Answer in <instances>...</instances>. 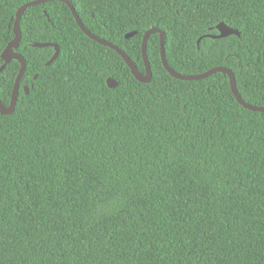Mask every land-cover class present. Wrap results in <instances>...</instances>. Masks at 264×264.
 Wrapping results in <instances>:
<instances>
[{
    "label": "trees",
    "instance_id": "16d2710c",
    "mask_svg": "<svg viewBox=\"0 0 264 264\" xmlns=\"http://www.w3.org/2000/svg\"><path fill=\"white\" fill-rule=\"evenodd\" d=\"M32 1L0 0V67ZM70 1L142 74L159 28L174 71L224 67L264 107V0ZM221 23L240 36L209 37ZM20 26L27 69L15 112L0 113V264H264V112L238 103L227 74L173 78L154 34L152 81L139 82L59 1ZM35 43L58 45L57 60ZM20 68L0 73L5 106Z\"/></svg>",
    "mask_w": 264,
    "mask_h": 264
},
{
    "label": "water",
    "instance_id": "95a60500",
    "mask_svg": "<svg viewBox=\"0 0 264 264\" xmlns=\"http://www.w3.org/2000/svg\"><path fill=\"white\" fill-rule=\"evenodd\" d=\"M52 1H59V2H63L66 5H68V7L71 9V11L73 13V16H74L78 26L81 28V30L89 38H91L93 41L98 42L102 46H105V47L111 48L112 50H115L125 60V62L129 66L130 70L132 71V74L135 76V78L139 82L150 83L152 81L153 73H152V68H151V64L149 61V57L147 54V45H148L149 39L152 35L160 34L162 62H163L165 69L168 71V73L173 78H176V79L182 80V81H199V80L209 78V77H211L217 73L227 74L230 78V84H231L232 92L235 95L238 103L250 111L264 112V107L253 106L251 104L246 103L242 99V97L239 94L238 89H237L236 77H235L234 73L229 69H226L224 67H218V68H214L212 70H209L208 72H205V73L199 74V75H182V74L174 71L169 66V64L167 62V58H166V50H165L166 34L162 30H160L159 28H152V29L148 30L144 35L143 44H142V54H143V60L145 63L146 73L142 74L139 71V69L137 68V66L134 64V62L130 59V57L125 53V51H123L119 47L113 45L111 42L106 41V40L96 36L95 34H93L92 32L89 31V29L83 24L82 20L80 19L79 15L77 14V12H76V10H75V8H74V6L70 0H35L32 2L26 3L25 5H23L18 10L17 15H16V21L14 23V30H15L16 37L12 42L9 43V45L7 46V48L5 49V51L3 52L2 56H1V59L4 61V64L0 67V73H2L5 70L6 66L8 64H10L13 60H18L21 63V68H20L19 74L17 76L15 85H14L10 105L5 106L0 99V113L2 115H12L15 112L16 105L18 102L19 93H20V83H21V81H22V79L26 73V69H27L26 59L21 54H19L18 52H15V50L18 49V47L21 43V40H22V32H21V26H20L21 19L24 15L25 11L29 7L42 5V4H45L47 2H52ZM46 15H47V13H46ZM217 30L219 32L218 35H209V37H211L212 39H221V38H226V37H229L232 35L240 36V33L238 31L230 28L229 26H227L224 23L219 24L217 26ZM136 34H137V32L129 33L126 35L125 38L128 40V39L134 37ZM200 42H201V39L198 41V45L200 44ZM33 47H36V48L53 47L55 49V53H54L53 57L46 64L47 66L52 65L57 60V58L59 56L60 50H59L58 45H53V44H48V43H35V44H33ZM263 59H264V52H263ZM107 84H108L109 88H116L119 86V83L117 81L111 79V78H109L107 80ZM25 90H26V93L29 94V88L27 86L25 87Z\"/></svg>",
    "mask_w": 264,
    "mask_h": 264
}]
</instances>
